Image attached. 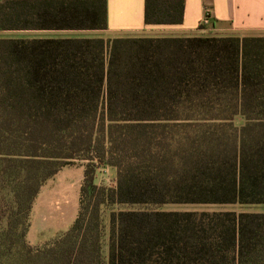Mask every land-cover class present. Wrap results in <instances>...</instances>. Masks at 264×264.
<instances>
[{
    "label": "trees",
    "instance_id": "trees-1",
    "mask_svg": "<svg viewBox=\"0 0 264 264\" xmlns=\"http://www.w3.org/2000/svg\"><path fill=\"white\" fill-rule=\"evenodd\" d=\"M185 7L146 0V23ZM106 29L107 0H0V30ZM77 162L78 217L30 244L42 187ZM167 204L264 205V37L0 38V264H264V212Z\"/></svg>",
    "mask_w": 264,
    "mask_h": 264
},
{
    "label": "crops",
    "instance_id": "crops-1",
    "mask_svg": "<svg viewBox=\"0 0 264 264\" xmlns=\"http://www.w3.org/2000/svg\"><path fill=\"white\" fill-rule=\"evenodd\" d=\"M180 24H147L146 0H107L106 30H0V38H70L125 36L264 37V0H185ZM211 25H202L207 11ZM83 165H68L42 187L32 209L27 239L39 246L68 231L80 210Z\"/></svg>",
    "mask_w": 264,
    "mask_h": 264
},
{
    "label": "rangeland",
    "instance_id": "rangeland-1",
    "mask_svg": "<svg viewBox=\"0 0 264 264\" xmlns=\"http://www.w3.org/2000/svg\"><path fill=\"white\" fill-rule=\"evenodd\" d=\"M238 123H241L242 121L240 119L237 120ZM84 164L83 162H77L74 165H82ZM116 177H117V173H116V169L114 168H110V167H106V168H102L98 171L97 173V182L99 184H104L106 186H110V187H115L116 186ZM139 208H153V206H136ZM119 209L121 207L119 206H108L107 208H105L104 210V222L106 225V237H105V252L107 251V245H108V231H109V215L111 212V209ZM164 209L166 210H190V211H235V212H264V205L262 204H254V205H194V204H167L165 206H163Z\"/></svg>",
    "mask_w": 264,
    "mask_h": 264
},
{
    "label": "built area",
    "instance_id": "built-area-1",
    "mask_svg": "<svg viewBox=\"0 0 264 264\" xmlns=\"http://www.w3.org/2000/svg\"><path fill=\"white\" fill-rule=\"evenodd\" d=\"M202 25L204 27H207V26L211 25V12L209 10L205 14V17H204Z\"/></svg>",
    "mask_w": 264,
    "mask_h": 264
}]
</instances>
